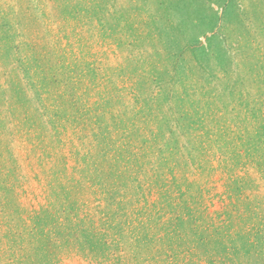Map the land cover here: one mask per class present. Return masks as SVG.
Masks as SVG:
<instances>
[{"label":"rangeland","instance_id":"374dc122","mask_svg":"<svg viewBox=\"0 0 264 264\" xmlns=\"http://www.w3.org/2000/svg\"><path fill=\"white\" fill-rule=\"evenodd\" d=\"M0 264H264V0H0Z\"/></svg>","mask_w":264,"mask_h":264}]
</instances>
